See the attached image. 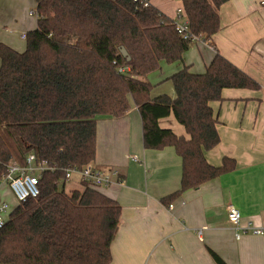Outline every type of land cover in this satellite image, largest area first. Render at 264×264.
Returning a JSON list of instances; mask_svg holds the SVG:
<instances>
[{"label": "trees", "instance_id": "trees-1", "mask_svg": "<svg viewBox=\"0 0 264 264\" xmlns=\"http://www.w3.org/2000/svg\"><path fill=\"white\" fill-rule=\"evenodd\" d=\"M178 1L190 34L210 44L228 0ZM34 3L36 27L26 33L23 51L0 43V178L11 161L23 166L30 153L52 170L41 173L38 196L17 204L0 229V264H111L119 204L85 183L64 191V170L95 160L97 118L123 117L131 99L144 148L174 149L182 176L179 190L161 200L166 206L235 163L224 158L219 167L211 166L197 140L160 128L159 121L172 115L191 133L199 102L209 92L177 89L173 99L151 98L147 77L164 64L183 65L173 78L199 86L200 76L184 65L193 42L147 0ZM208 253L214 264H226Z\"/></svg>", "mask_w": 264, "mask_h": 264}, {"label": "crops", "instance_id": "crops-1", "mask_svg": "<svg viewBox=\"0 0 264 264\" xmlns=\"http://www.w3.org/2000/svg\"><path fill=\"white\" fill-rule=\"evenodd\" d=\"M147 2L174 23L185 20L178 0ZM34 12V0H0V43L23 51L21 35L35 29L36 18L30 22ZM219 16L221 28L210 44L194 42L184 55L188 73L200 76L199 86L173 78L182 64L172 65L168 75L160 69L147 79L153 76L154 84L171 79L173 91L166 96L172 99L178 90H207L191 133L172 115L159 126L197 140L209 165L219 167L230 158L235 166L182 193L168 208L161 200L179 190L182 176L174 149L144 148L141 118L131 99L123 117L97 118L96 157L91 164L118 171L121 181L98 189L121 208L111 264H214L208 250L226 264H264V236L241 234L247 224H264V0H228ZM19 17L23 24L17 22ZM76 183L73 190L80 185L79 180ZM4 203L11 210L17 205L1 177L0 205ZM229 206L240 215L237 229L228 222Z\"/></svg>", "mask_w": 264, "mask_h": 264}, {"label": "built area", "instance_id": "built-area-1", "mask_svg": "<svg viewBox=\"0 0 264 264\" xmlns=\"http://www.w3.org/2000/svg\"><path fill=\"white\" fill-rule=\"evenodd\" d=\"M182 11L178 10L180 15ZM30 16L37 18L36 13H30ZM176 30L182 36L183 39H190L194 42H203L199 37L193 36L188 30V23L186 20L175 23ZM25 33L21 35V39L25 40ZM134 160V159H132ZM52 170V168L45 161H36L34 154L30 153L25 158V165L11 161L6 166V174L3 176L10 191L12 192L17 204L24 202L28 198H35L39 194V178L41 173ZM72 175H77L80 183H85L95 189H105L112 185L120 184L119 172L116 170H100L92 164H87L80 170L77 169H65L64 170V182H69ZM171 206L169 205L168 208ZM11 212L10 207L7 204L0 205V229L5 225L8 215ZM228 222L233 229H237L240 215L238 211L229 206L227 208ZM250 233L255 236H264V224L253 227L247 224L242 229L241 234ZM235 238L240 239V235L236 234Z\"/></svg>", "mask_w": 264, "mask_h": 264}, {"label": "rangeland", "instance_id": "rangeland-1", "mask_svg": "<svg viewBox=\"0 0 264 264\" xmlns=\"http://www.w3.org/2000/svg\"><path fill=\"white\" fill-rule=\"evenodd\" d=\"M3 6L5 7L4 9H6V7H7V3L4 4ZM17 22L23 24L22 17H19V18L17 19ZM30 22L35 23V17H33V18L30 20ZM22 27H23V26H22ZM19 32H20V31H16L17 34H19ZM20 43H22V45H23V44H24V40H21ZM22 48H23V47H22ZM171 67H172V65H164V66L161 68V72H164V75H165V74L168 75V73L172 71V70H171ZM152 77H153V76H151V77L148 78V81L150 82V84H151V86H152V88H151V90H150V96H151V97L157 96V95H159V94H165V95H166V94H171V93H172V91H173V90H172V86H171L172 84H171L170 81H168V80H171V79H167V80L164 81L163 83H157V84H154V83H153V82H154V79L152 80ZM76 180H78L77 175H72L70 181L65 183L64 191H65L66 193H69V192H71V191L74 189V187L72 188V185H73V183H74V184H77V183H76ZM59 188L61 189V185L59 186ZM77 188H78V190H79V189L81 188V186L79 185ZM77 188H76L75 190H77Z\"/></svg>", "mask_w": 264, "mask_h": 264}, {"label": "water", "instance_id": "water-1", "mask_svg": "<svg viewBox=\"0 0 264 264\" xmlns=\"http://www.w3.org/2000/svg\"><path fill=\"white\" fill-rule=\"evenodd\" d=\"M121 53H122V56L123 57L126 56V52L124 50H121ZM126 59H127V61H129V58L128 57Z\"/></svg>", "mask_w": 264, "mask_h": 264}]
</instances>
